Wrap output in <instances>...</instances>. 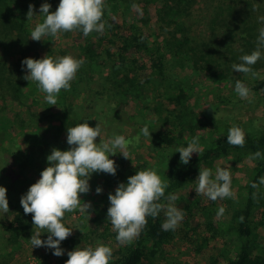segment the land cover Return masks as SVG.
I'll return each instance as SVG.
<instances>
[{
  "label": "trees",
  "instance_id": "16d2710c",
  "mask_svg": "<svg viewBox=\"0 0 264 264\" xmlns=\"http://www.w3.org/2000/svg\"><path fill=\"white\" fill-rule=\"evenodd\" d=\"M40 1L32 0V3ZM172 1L174 5L161 4L158 11L160 20L167 21L170 27L162 41L153 40V36L137 24L131 29L125 27L117 16L118 6L109 8L104 2V30L92 31L87 36L78 30L81 33L79 59L83 63L70 82L71 87L58 93L57 105L47 104L45 93L40 91L36 81L24 79L27 69L21 65L25 57L42 58L38 47L49 45L52 36L31 39V30L42 20L30 22L0 5V44L16 43L22 55L9 65L0 62V147L13 148L20 154L15 157L14 165L3 160L5 165L0 168V177L17 194L10 198L6 192L9 210L0 212V264H9L34 229L32 213H24L20 198L48 164L43 146H51V142L67 135V127L84 120L93 127L99 123L107 138L116 133L129 139V145L138 141L148 143L149 156L143 161L133 160L135 164L131 161L127 166L126 158L116 153L110 155L117 166L115 175L94 172L103 180V191L107 190L101 198L96 199V193L92 196V204L87 209L90 215L83 213V228L72 231L61 241L64 254L53 255L52 264H65L67 252L77 246L94 248L99 244L112 249L109 264H154L175 240L177 228L195 233L202 231L200 239L198 235L186 245L195 257V264H264V234L261 232L264 183L260 182L264 177V128L251 133L236 123L245 134V143L242 146L229 144L226 137L230 127L221 129L208 118L209 111L197 113L192 109L189 104L192 96L185 87H174L170 75L171 65L180 63L193 68L195 74L216 80L228 78L233 71L232 64L241 56L240 49L241 54H250L256 49L258 24L251 21L250 14L242 19L233 18L239 12L238 3L223 1L214 7L210 29L215 34L214 39H222L224 44L223 48L213 49L206 37L194 35L188 23L180 19L188 12L182 5H189L192 0ZM141 21L147 24L146 20ZM237 44L239 49L234 48ZM261 50L264 52L263 48ZM47 56L53 57L51 48ZM260 65L264 66V55ZM256 89L264 90V77ZM146 92L149 94L143 96ZM155 94H159L158 97H151ZM163 98L169 101L168 105ZM102 101L104 103H100ZM145 125L151 131L150 137L139 134ZM15 128L19 137L14 135ZM133 128L135 132L131 134ZM193 136L199 137V153L193 152L189 162L183 164L179 152H172L177 147L187 146ZM258 150L261 155L253 156ZM246 157L253 161L252 172L239 188L237 199L217 198L211 200L212 206H206L204 201L208 197L194 192L191 200H187L199 168L212 170L216 162L225 160L232 162L235 169ZM24 167H31L30 172ZM145 168H155L167 183L165 196L174 193L177 197L175 201L161 197L159 202L177 206L183 212V219L174 230H164L161 224L166 217L162 209L156 217L146 216L147 223L139 234L122 243L107 221L108 194L114 193L128 176ZM253 182L256 187L252 186ZM220 207L229 218H223V214L219 216L222 220L217 218ZM220 237L226 242H221Z\"/></svg>",
  "mask_w": 264,
  "mask_h": 264
},
{
  "label": "clouds",
  "instance_id": "9594fccd",
  "mask_svg": "<svg viewBox=\"0 0 264 264\" xmlns=\"http://www.w3.org/2000/svg\"><path fill=\"white\" fill-rule=\"evenodd\" d=\"M104 0H59L55 11H49L51 5L45 0L40 5V14L44 17L42 22L35 24L30 32V38L41 40L43 36L55 37L58 33L80 30L87 36L90 32H102ZM33 12L31 7L28 17ZM259 19L264 20V17ZM264 48V26L260 27L257 36V47L250 54H242L240 63L232 64L235 71L243 73H256L251 65L261 57ZM83 61L64 55L60 57L43 56L42 58L25 57L21 61L26 67V80L37 82V87L45 93L44 100L48 105H57L58 93L61 89L68 90L71 81ZM234 91L241 97H247L248 87L237 80ZM101 125L97 123L90 126L87 120L66 129V142L70 146L67 150L53 148L46 156L47 166L42 169L40 177L29 186L21 196L20 204L25 214L32 213V222L37 229H45L48 233L45 239L40 238L37 231L31 235L34 247L44 246L51 248L53 255L64 254L60 247L61 241L69 236L73 228L65 226L62 218L65 212L79 209L87 212L90 202H82L80 194L90 190L89 180L94 172H105L115 175L117 166L110 155L120 153L128 158V145L130 143L122 134H112L107 140L101 139ZM151 131L145 125L139 134L150 137ZM244 132L239 126L228 129L226 140L229 144L243 145ZM100 137L99 142L96 138ZM199 137L193 136L187 146L177 147L172 153L179 152L180 161L187 164L193 152L199 153ZM261 155L258 150L252 154ZM2 168V167H0ZM195 192L206 195L210 200L231 196V175L224 167H217L215 173L209 168H199ZM264 183V177L260 178ZM253 187L256 183L253 182ZM167 183L163 181L155 168L138 169L135 174L128 176L126 182H120L114 193L108 194L109 206L107 208V221L116 230V239L128 242L137 236L141 228L147 223L146 216L156 217L162 209L166 219L162 222L164 230H174L183 219V212L172 203L159 202L161 197L167 201L177 199L174 193L165 196ZM95 191L100 193L102 188L97 186ZM6 187L0 185V212L9 210ZM224 208L217 210V216L223 214ZM68 259L65 264H109L112 249L103 244L96 247H75L67 252Z\"/></svg>",
  "mask_w": 264,
  "mask_h": 264
},
{
  "label": "rangeland",
  "instance_id": "374dc122",
  "mask_svg": "<svg viewBox=\"0 0 264 264\" xmlns=\"http://www.w3.org/2000/svg\"><path fill=\"white\" fill-rule=\"evenodd\" d=\"M223 1H233L234 3H238L236 5V9H238L239 12H236V14L233 15V18L242 19L246 16V14H250L252 16L251 21H255V23L258 24L255 32H259L260 27L264 26V20L259 19L260 17H264V0H192L189 5L192 6L193 4V7L183 4L182 6H185L188 9V12L180 16V19L182 18L188 23V29L190 28L194 35L202 34V36L206 37V40L211 43V47H213V49L223 48L224 44L222 39H214L215 34L210 29L214 7ZM44 2V0H41L38 4L33 5L32 0H4L0 2V5L12 14H16L21 18H26L30 20V22H38L44 18L40 14V5ZM47 2L51 5L49 11H55L59 0H47ZM104 2L107 3L109 8L114 5L118 6V9L116 10L117 16L119 17L120 23L125 25V27L131 29V26L137 24L144 32H149L153 36V40L162 41L164 36H166V33L170 30V27L166 24L167 21L160 20L158 11L160 12L161 10L159 9L161 4L166 5L169 3V6L174 5L175 3L172 0H104ZM30 7L33 14L28 17L27 14ZM141 20H146L147 24L145 25ZM240 31L241 35L244 36V34H242V28ZM80 40L81 33L78 32V30L73 29L71 31L58 33L55 37H52L49 45H45V47L39 46L37 51L42 56H45L49 54V50L51 48L53 51V58L71 55L72 57L79 59V56L81 55L79 49ZM224 40L227 42L225 38ZM234 48L239 49L238 44L235 45ZM20 50V47L16 43H9L6 45L0 44V62L9 65L18 61L22 58ZM241 52L242 49H240L239 55H242ZM261 53V57L255 62V64L251 65L253 70L257 65L259 66L256 67V71L254 70L256 73L255 76L252 75V73L238 72L233 69L230 76L223 80H216L208 75L205 77L199 73L195 74L193 68L184 67L180 63H174L171 65L170 69L172 85L177 88L185 87L188 95L192 96L189 101L192 109H194L197 113H206L209 111L207 114L208 118L216 125L220 126L221 129L224 127L235 126L237 123L243 125V127L251 133H258L264 128V90L256 89L259 80L264 77V66L260 65L263 61L264 52L261 50ZM240 62L241 61L238 59L237 63ZM237 80H240L248 87L249 94L247 97L241 98L234 91L235 82ZM147 93L148 92L144 93L143 96H147ZM158 95H151V97H158ZM163 99L166 100V105H168L169 101L166 98ZM100 103L104 102L102 101ZM151 106H154V104ZM167 109L174 110L173 107H169ZM178 111L179 110L177 109L176 113H179ZM189 118L190 116L188 115V119ZM17 130L18 129L15 128L14 135L19 137L20 133ZM133 132H135L134 128L130 130L131 134ZM101 139H108L105 132H101ZM99 140L100 137L98 136L96 138V142L98 143ZM51 143H53L51 146H43V153L45 156L50 154L54 147L59 148L60 150H67L70 147L66 142V136H62L57 142ZM149 147L148 143L140 141H138V143L128 145L129 157L126 158L127 166L131 161L135 164V161L138 159L139 161L145 160L147 156H149ZM15 152L16 150L13 148L7 150L6 148L0 147V167L5 165L3 160L13 163L14 165L15 157L20 155L17 152L15 154ZM23 158L25 160L24 156ZM217 167L227 168L231 175L230 189L232 195L224 198L237 199V196H239V188L243 184V181L248 178L252 172L253 161L251 158L246 157V159L242 163H238L234 169L232 168V162L219 160L212 169L213 174L215 173ZM30 168L31 167H27L26 172L29 173L31 170ZM0 180V185L6 187L7 192L10 194V198L17 196L15 190L13 191L9 183H7L4 178L0 177ZM89 184L90 190L87 193L80 194L82 200L81 203L90 202V204H92V196L95 193L97 199L101 198L103 192L107 190L104 188L103 191L104 183L99 177V174L93 173L89 180ZM196 184V180L191 183L192 187L189 189V197H187V200H191V194L195 192L194 188L196 187ZM97 186L102 188L100 193L95 191ZM204 203L206 206H210L212 202L209 198H206ZM83 213L85 212H81L79 209L71 212H65V215L62 218L63 223L65 226L73 228L72 231H81L85 224V216ZM223 215V218H229V214L227 212ZM219 216H217V218L222 220L223 218ZM37 231L41 233L40 238L42 240L48 235L46 232L43 233L45 229H37L34 225L32 234H35ZM261 232L264 234V228L261 229ZM201 235H203L202 231L195 233L194 231H190L188 229L183 230L177 228L175 240L172 244L168 245L164 255L158 256L154 264H195V257L191 250L186 249V245H188V243H192L191 240L194 241L196 236L200 239ZM30 238L24 243L23 247L17 251L14 256H12L9 264H52L50 262L53 259L52 249L44 246L33 247ZM219 240L221 242H226L222 237H220Z\"/></svg>",
  "mask_w": 264,
  "mask_h": 264
}]
</instances>
